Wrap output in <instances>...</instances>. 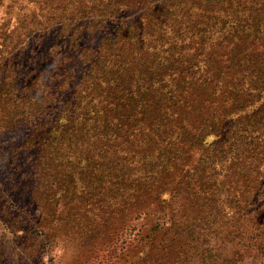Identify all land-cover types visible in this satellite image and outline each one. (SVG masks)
<instances>
[{
	"label": "trees",
	"instance_id": "1",
	"mask_svg": "<svg viewBox=\"0 0 264 264\" xmlns=\"http://www.w3.org/2000/svg\"><path fill=\"white\" fill-rule=\"evenodd\" d=\"M13 3L21 17L44 18L46 13L47 23L52 24H62L64 9L72 6L74 19L67 17L69 27L85 25L83 33H77L84 45H70L69 61L59 60L54 69L57 83H47L40 76L52 71L36 69L39 75L33 84L17 88L16 81L8 80L6 65L0 66V105L6 107V126L32 123L25 135L26 145L38 152L51 147L67 151L69 166L54 200L68 197L69 204L80 206L82 200L104 195L112 198V203L125 197L124 204L131 206L143 189L152 192L158 187L152 200L157 209H165V220L158 221L155 212V223L148 226V237L140 244L145 247L128 264H159L178 250L186 251L187 257H179L176 264H201L206 259L194 244V236L205 210L197 211V219L184 221L181 214L185 213L173 208L175 197L160 181L171 175L179 186L177 177L189 181L198 170L194 165L185 175L183 166L177 168L183 165L181 160L177 164L176 158L183 154L184 144L193 153L200 148L211 150L248 127L263 136L264 0ZM90 29L92 33H85ZM15 60H9L7 66H17ZM48 90L57 97H49ZM198 117H206L199 126ZM148 147L151 149L145 152ZM256 166L258 171L264 170V159ZM221 167H213L216 186H220L218 177L225 175ZM133 173L136 175L131 177ZM192 201L195 206V199ZM212 204L216 216L225 209L217 199ZM247 210L241 212L253 227L246 231L247 244L242 247L264 252V223L258 217L262 213L251 216ZM120 213L126 211L121 208ZM132 214L137 216L139 207L132 209ZM175 214H180L183 223ZM69 217L72 222L91 226L71 212ZM173 226L177 227L175 238L168 247L162 246ZM84 233L78 230L79 237ZM154 238L159 239V254L153 247ZM78 243H73L75 249L88 252Z\"/></svg>",
	"mask_w": 264,
	"mask_h": 264
},
{
	"label": "rangeland",
	"instance_id": "2",
	"mask_svg": "<svg viewBox=\"0 0 264 264\" xmlns=\"http://www.w3.org/2000/svg\"><path fill=\"white\" fill-rule=\"evenodd\" d=\"M14 1L0 0V66L6 65L8 80L16 81L17 88L33 84L34 78L39 75L36 69L52 71L40 76H44L43 80L47 83H57L54 69L59 60L64 58L69 61L70 45H84L77 33H83L85 25L69 27L67 17L74 19L72 6L69 10L68 7L64 9L62 24H52L47 23L46 13L44 18L21 17ZM85 33H92V30ZM14 58L17 60L13 63L18 65L9 67L10 63L7 66L6 63ZM17 94L13 95L19 97ZM47 95L57 97L49 90ZM5 117H8L6 107L0 105V264H128L136 260L138 251L145 247V244L140 246L141 242L148 237L149 227L152 228L155 223L152 218L155 212H158V221L165 220V209H157L158 205L152 200L159 191L158 187L152 192L148 188L143 189L142 195L133 199L131 206L130 203L124 204L125 197L112 203L109 202L112 198L105 199L104 195L85 199L86 205L82 200L80 206L69 204L68 197L57 202L54 200L58 196L56 190L62 188L59 183L69 166L65 156L67 151L51 147L38 152V149L25 144V135L33 124L7 127ZM204 118L198 117V126ZM193 129L189 130L190 134ZM262 134L254 133L248 127L245 131L232 134L223 146L217 145L209 148L211 150L195 149L197 153L184 144L183 154L176 158L177 164L181 160L183 165H177V168L183 166L185 175L194 165L198 170L189 181L184 180V176L177 177L179 186L172 182L171 175L160 181L167 184V192L175 197L173 208L185 213L181 214L185 216L184 221L197 219L200 215L197 211L205 210L202 216L208 221L204 218L194 236V244L199 247L202 258L206 259L201 264H264V252H260L259 248L250 250L242 247L247 244L246 231L253 226L245 221L247 216L241 212L245 208L252 213L251 216L261 212L257 216L264 223V170L258 171L256 166L264 159V130ZM150 149L148 147L145 152ZM220 164V170L225 175L222 179L218 177L220 186H216L212 177L213 167ZM135 175L133 173L131 177ZM193 199L195 206H191ZM214 199L225 206L218 216L211 211ZM137 207L139 214L135 216L132 209L136 211ZM121 208L126 214L120 213ZM70 212L77 219L85 218L83 221L91 226L72 222ZM175 216L181 217L180 214ZM183 220L180 218L182 223ZM78 230L85 231L82 238L78 236ZM176 231L177 227L173 226L164 237L162 246L170 245ZM178 232L182 235V230ZM77 241L88 252L75 249ZM153 243L159 254V239L154 238ZM238 243L241 247L236 252ZM77 249L80 254L75 263ZM185 252L178 250L174 257L159 264H176L179 257H187ZM233 254L234 258L231 257ZM229 259H232L231 263L226 262Z\"/></svg>",
	"mask_w": 264,
	"mask_h": 264
}]
</instances>
